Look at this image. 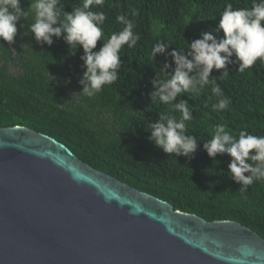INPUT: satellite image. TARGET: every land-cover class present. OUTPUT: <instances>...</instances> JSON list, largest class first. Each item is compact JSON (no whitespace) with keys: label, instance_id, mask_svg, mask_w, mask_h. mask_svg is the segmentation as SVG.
<instances>
[{"label":"trees","instance_id":"obj_1","mask_svg":"<svg viewBox=\"0 0 264 264\" xmlns=\"http://www.w3.org/2000/svg\"><path fill=\"white\" fill-rule=\"evenodd\" d=\"M31 2L20 0L22 10ZM252 2L105 0L103 7L94 5L91 10L104 12L107 19L102 25L105 36L93 51L113 32L122 30L117 15L134 21L140 39L133 48L122 47L117 81L91 98L79 93L82 86L78 81L84 71L82 48L69 49L62 37H53L51 46L37 43L30 33L34 22L30 14L18 21L11 45L0 40V128L20 126L49 136L92 169L168 203L174 211L206 222L233 221L264 240V180L241 191L228 172L231 158L226 154L210 158L202 145L211 139L218 124L226 125L237 138L240 131L264 136V62L257 60L243 72L237 71L238 64L229 63L227 76L221 75L223 70L211 72L209 78L216 79L230 100L226 110L213 111L217 97L211 85L198 96L189 92L177 98L189 105L193 117L186 122L188 134L198 141L192 159L167 155L148 140V124L168 109L150 101L154 69L167 64L172 74L175 65L168 55L172 48L187 50V44L203 32H214L222 39L223 32L216 29L223 9L228 4L234 9L250 8ZM61 3L63 12L71 13L83 0ZM133 9L138 12L135 17ZM158 41L170 43V47L151 62V49ZM10 65L15 74L7 72ZM66 79L70 83H65Z\"/></svg>","mask_w":264,"mask_h":264},{"label":"water","instance_id":"obj_2","mask_svg":"<svg viewBox=\"0 0 264 264\" xmlns=\"http://www.w3.org/2000/svg\"><path fill=\"white\" fill-rule=\"evenodd\" d=\"M0 264H264V240L174 211L13 126L0 128Z\"/></svg>","mask_w":264,"mask_h":264},{"label":"clouds","instance_id":"obj_3","mask_svg":"<svg viewBox=\"0 0 264 264\" xmlns=\"http://www.w3.org/2000/svg\"><path fill=\"white\" fill-rule=\"evenodd\" d=\"M105 0H83L82 6L63 12L61 0H32L26 10H22L20 0H0V40L11 45L17 35V23L34 15L30 24V33L37 43L51 46L53 37L63 41L69 49L82 48L80 57L84 69L78 83L82 91L91 98L105 85H111L118 79L121 67L120 51L123 46H136L140 36L134 32L135 23L127 15H117L116 21L124 25L122 30L113 32L97 51V42L105 36L102 25L107 17L102 11H92V7H103ZM131 15L138 12L133 9ZM216 31L223 32L218 39L214 32H203L199 39L187 44V50L172 48L168 55L175 65L169 74L168 65L154 69L156 78L150 81L153 91L149 93L151 103L168 106L167 111L159 113L154 123L148 124L149 142L167 155L193 158L197 149V138L188 134L186 122L193 119L189 105L178 101L183 93L200 95L204 88L211 85L217 103L213 111L226 110L230 105L216 79H210L211 72L221 71L227 76L226 65L238 64L239 72L251 68L257 60L264 62V0H253L250 8H233L228 4L220 13V22ZM78 46V47H77ZM0 47H3L0 45ZM170 43L158 41L150 53V61L162 55ZM75 54V53H73ZM235 57V60L230 58ZM65 83H70L66 79ZM178 112L179 118L171 113ZM208 157L228 155L231 160L228 172L241 191L256 180H264V136L240 131L238 138L224 124L213 129L212 137L202 144ZM249 161L256 162L255 164Z\"/></svg>","mask_w":264,"mask_h":264},{"label":"rangeland","instance_id":"obj_4","mask_svg":"<svg viewBox=\"0 0 264 264\" xmlns=\"http://www.w3.org/2000/svg\"><path fill=\"white\" fill-rule=\"evenodd\" d=\"M21 47L22 46H17V48L18 49H21ZM7 72L9 73V74H15L16 73V70L10 65V66H8V68H7Z\"/></svg>","mask_w":264,"mask_h":264}]
</instances>
